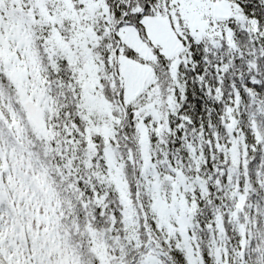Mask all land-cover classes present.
Wrapping results in <instances>:
<instances>
[{"label":"snow or ice","instance_id":"obj_1","mask_svg":"<svg viewBox=\"0 0 264 264\" xmlns=\"http://www.w3.org/2000/svg\"><path fill=\"white\" fill-rule=\"evenodd\" d=\"M0 264H264V0H0Z\"/></svg>","mask_w":264,"mask_h":264}]
</instances>
